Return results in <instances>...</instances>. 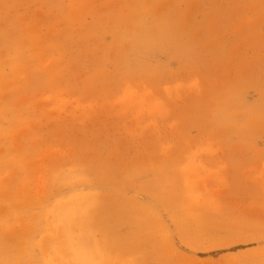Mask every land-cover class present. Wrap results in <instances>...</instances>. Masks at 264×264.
Segmentation results:
<instances>
[{"label":"rangeland","instance_id":"rangeland-1","mask_svg":"<svg viewBox=\"0 0 264 264\" xmlns=\"http://www.w3.org/2000/svg\"><path fill=\"white\" fill-rule=\"evenodd\" d=\"M0 264H264V0H0Z\"/></svg>","mask_w":264,"mask_h":264}]
</instances>
